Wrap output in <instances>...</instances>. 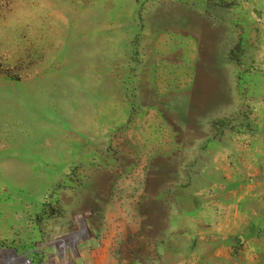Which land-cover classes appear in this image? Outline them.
<instances>
[{
	"label": "rangeland",
	"instance_id": "1",
	"mask_svg": "<svg viewBox=\"0 0 264 264\" xmlns=\"http://www.w3.org/2000/svg\"><path fill=\"white\" fill-rule=\"evenodd\" d=\"M0 264H264V0H0Z\"/></svg>",
	"mask_w": 264,
	"mask_h": 264
},
{
	"label": "water",
	"instance_id": "2",
	"mask_svg": "<svg viewBox=\"0 0 264 264\" xmlns=\"http://www.w3.org/2000/svg\"><path fill=\"white\" fill-rule=\"evenodd\" d=\"M75 240V239H74Z\"/></svg>",
	"mask_w": 264,
	"mask_h": 264
}]
</instances>
